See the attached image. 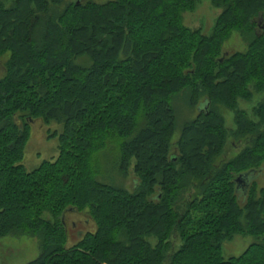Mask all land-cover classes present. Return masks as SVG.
<instances>
[{
    "label": "trees",
    "instance_id": "16d2710c",
    "mask_svg": "<svg viewBox=\"0 0 264 264\" xmlns=\"http://www.w3.org/2000/svg\"><path fill=\"white\" fill-rule=\"evenodd\" d=\"M200 1L78 0L51 12L48 0H0V238H38L28 264H264L254 179L264 175V0H211L222 13L210 35L183 22ZM236 32L247 50L228 53ZM256 94L251 114L239 108ZM181 99L201 108L174 154ZM37 119L64 126L62 152L27 172ZM110 146L119 169L138 175L133 192L91 168ZM249 172L245 193L237 179ZM72 209H88L97 230L69 246ZM237 235L256 241L226 260Z\"/></svg>",
    "mask_w": 264,
    "mask_h": 264
},
{
    "label": "rangeland",
    "instance_id": "374dc122",
    "mask_svg": "<svg viewBox=\"0 0 264 264\" xmlns=\"http://www.w3.org/2000/svg\"><path fill=\"white\" fill-rule=\"evenodd\" d=\"M50 10L63 11L65 8L73 5L78 0H48ZM112 0H96L97 3L103 4ZM7 5H11L8 2ZM222 13V9L216 8L211 0H201L197 3L196 7L192 11L185 12L183 15L184 25L191 29H200L203 34L210 35L216 25L219 16ZM264 23V22H263ZM226 51L232 53L235 51H246L247 43L244 41L240 33H233L228 43L225 45ZM5 58L0 62V77L5 76L4 69ZM82 63L81 60H79ZM263 95L256 94L254 101L239 100V108L243 111H247L249 114L253 111V108L261 100ZM200 106L191 107L184 103L181 99L177 106V118L178 129L174 135V150L173 153H177L175 149L177 143L181 139L184 125L196 118L200 112ZM224 116L226 120V126L229 129H236L235 114L231 110H225ZM64 129L63 125L57 122L50 121L45 122L42 119H37L31 122V128L29 137L25 145L24 160L20 162L24 166L27 172H32L36 168L40 167L45 162H55L59 159L62 152V147L58 138ZM114 141L113 139H111ZM113 143V142H112ZM110 149V150H109ZM105 151L97 152L92 157L91 168L97 175L98 181L109 186L123 189L127 192H133L137 183L139 182L138 175L134 170L130 168L129 172H124L119 169V165L116 163L115 148L111 149V146ZM239 148H232L229 150V157L235 156L239 152ZM228 157V156H227ZM257 175V174H256ZM254 179H259V186H264V175L260 174ZM59 220L60 217L54 216L50 211L43 214V219L51 222ZM68 230V245L72 246L78 243L88 233L96 232L97 224L91 216L88 209L69 210L65 217ZM149 241L156 245L157 238L149 237ZM256 240L251 236L237 235L232 241H227L223 244L222 253L226 260L241 256L246 249L254 243ZM40 255V241L36 237L31 236H7L0 238V264H28L35 260Z\"/></svg>",
    "mask_w": 264,
    "mask_h": 264
},
{
    "label": "water",
    "instance_id": "95a60500",
    "mask_svg": "<svg viewBox=\"0 0 264 264\" xmlns=\"http://www.w3.org/2000/svg\"><path fill=\"white\" fill-rule=\"evenodd\" d=\"M80 2V1H79ZM251 172H249V173H247V174H245V175H242V176H240L238 179H237V183H238V189H241L243 192H247L248 191V189H249V187H250V184H251V182H252V179H253V177L254 176H252L251 178H250V176H251Z\"/></svg>",
    "mask_w": 264,
    "mask_h": 264
}]
</instances>
